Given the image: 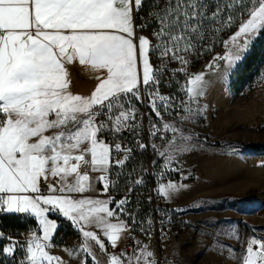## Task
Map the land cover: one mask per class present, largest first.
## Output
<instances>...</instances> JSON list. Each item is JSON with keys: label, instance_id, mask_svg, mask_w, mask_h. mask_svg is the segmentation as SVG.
<instances>
[{"label": "snow or ice", "instance_id": "obj_1", "mask_svg": "<svg viewBox=\"0 0 264 264\" xmlns=\"http://www.w3.org/2000/svg\"><path fill=\"white\" fill-rule=\"evenodd\" d=\"M261 33L264 0H0V214H34L44 226L43 237L27 242L19 264H63L45 251L51 244L39 242L52 239L54 222L44 218L49 211L72 221L82 235L78 264H155L147 246L140 256L109 251L129 234L123 220L111 221L127 211L134 192L126 187L119 200L109 194L118 187L112 177L123 174L133 153L115 141L124 133L139 135L142 120L151 116L156 119L148 134L157 136V124L173 107L161 91L166 76L170 84L183 73L193 102L205 94L204 73L192 74L189 65L194 55L211 51L213 40L226 52L207 67L223 60L227 71ZM172 64L179 67L170 72ZM76 68L94 74L90 95L71 91ZM149 146L156 149L137 144ZM91 173H99L95 182L104 199L85 195L93 191ZM181 187L162 184L158 191L169 196ZM245 243L242 264H264V240L252 236ZM20 247L12 242L0 248V264H16Z\"/></svg>", "mask_w": 264, "mask_h": 264}, {"label": "rangeland", "instance_id": "obj_2", "mask_svg": "<svg viewBox=\"0 0 264 264\" xmlns=\"http://www.w3.org/2000/svg\"><path fill=\"white\" fill-rule=\"evenodd\" d=\"M148 33L146 29L144 34ZM225 52L222 45L199 70L191 72L204 73V92L208 90L204 97L191 101L185 92L186 81L178 92H173V88L166 92L161 89L172 98L173 107L164 113L157 127L161 130L162 125L171 120L178 131L151 139L156 145L155 150L152 148L156 157L151 197L155 214L135 223V229L130 226L134 242L141 240L145 244L140 249H123L127 256H140L141 249L147 246L153 253L148 259L155 264H160L159 259L164 255H168L170 261L163 264H242L245 242L252 236L264 237V215L260 214L264 206V67L251 87L234 96L228 86L234 67L226 71L223 60L216 61L217 67H207ZM246 94L252 97L246 99ZM154 121L150 117V124ZM252 144L260 149L253 151L248 147ZM161 152H167L173 159L167 162ZM160 167L178 170L179 180L170 181ZM168 183L183 187L164 196L158 190ZM39 225L43 230L44 226ZM37 230L20 237L0 232V240L8 238L5 247L12 242L22 245L14 250L22 255V260L27 254V242L33 236L43 237ZM76 237L79 235H72V243L79 245ZM80 238L83 240L81 234ZM39 242L45 243L44 240ZM50 255L59 257L63 264H78L84 254L77 251V255L70 256L57 251ZM138 264H144L143 260Z\"/></svg>", "mask_w": 264, "mask_h": 264}, {"label": "trees", "instance_id": "obj_3", "mask_svg": "<svg viewBox=\"0 0 264 264\" xmlns=\"http://www.w3.org/2000/svg\"><path fill=\"white\" fill-rule=\"evenodd\" d=\"M143 15V13H141ZM149 32L151 28L147 29ZM235 28L229 30H225V32L221 35V41L225 40L231 33H233ZM221 41L213 40V47L211 51H201L199 55H194L192 57V63L189 65L190 71H194L206 61L210 57H212L217 51L220 50L223 45ZM179 67V64H172L169 66V71L171 72L172 68ZM264 67V33H261L259 36L255 38L252 45L250 46L247 53L244 55L243 59L239 61L234 69L231 72L229 79V90L232 95H238L242 91H244L247 87H251L257 77L261 74L262 69ZM167 77V76H166ZM165 77L166 87L162 88V91H167L173 88V92H178V88L182 86V83H185L186 78L183 73H180L171 79V83L168 84V77ZM181 95V93H178ZM153 119H156L154 116H151ZM150 121V118H148ZM253 151L257 152L260 147L256 144H252L248 146ZM156 157V152L153 151L150 155V158L153 160ZM148 163V157L144 154L135 153L131 155L129 161L126 162V166L123 168V174L120 175L119 180L117 181L118 187H114L111 191L117 193H124L126 187L131 186L134 189L139 188V190H147L148 189V181L146 180V168ZM120 169V168H119ZM121 170V169H120ZM138 178L143 179L144 183L140 185H135L133 183L134 180ZM113 206V205H112ZM127 211L125 213H121V216L125 219V221L133 228H136L135 223H139L140 221L146 220L147 218H152L155 214V209L153 207L152 201L144 199L142 202H137L134 199L130 200L129 205H126ZM53 217H56L62 223L57 229L56 235L54 237V242L61 244L63 243L59 239V235L62 230L68 232L73 235V233L77 234L78 230L74 229L72 224H66L65 219L51 213ZM130 218V219H129ZM39 228V223L36 218L28 215L17 214H0V232L8 234L9 236L20 237L23 233L37 230ZM132 229V230H133ZM75 230L77 232H75ZM8 238L4 237L0 240V248H4L8 243ZM17 257L20 258L22 255L17 251L15 252ZM11 259V258H9ZM17 264V261H16Z\"/></svg>", "mask_w": 264, "mask_h": 264}, {"label": "crops", "instance_id": "obj_4", "mask_svg": "<svg viewBox=\"0 0 264 264\" xmlns=\"http://www.w3.org/2000/svg\"><path fill=\"white\" fill-rule=\"evenodd\" d=\"M198 70H199V68H198ZM96 84H97V81L94 78V74L87 73L85 71H82L79 68H76V69L73 70V72H72L71 91L74 94H79V95H82V96L90 95L91 91L96 87ZM204 93H208V90L206 92H204ZM200 97H204V95L200 96ZM48 134H51V133H48ZM90 175L93 177V181H92L93 191H91L89 193H85V195L96 196V197H99L100 199H104L105 197L103 195H101V186L98 183L95 182V177H98L99 173H91ZM69 179L71 180L72 178L70 177ZM49 182L55 183L52 179H50ZM42 207H50V206L42 205ZM110 207H111V205H110ZM260 211H261L260 214L264 215V206H262ZM51 213H53V212L49 211L47 213H44V218H46L49 221L50 224H52L54 222V225H55L54 229H50V235H51L52 239L49 240V241H45V243L51 244L52 247L46 248L45 251H47L50 254L51 253L55 254V252H57V251H62V252L64 251L66 253H70L71 252L70 256L77 255V251L78 252L79 251L82 252L80 250L79 246L83 242V240H81V238H80L79 231L77 232L79 237L74 238V239H77V238L79 239L78 240V244L79 245H77V243L76 244L72 243V240H73L72 239V234H70L68 232H65V230H62L60 235H59V239L63 242V244L58 245L57 243L54 242L53 239H54V237L56 235L57 229L59 228V226L61 225L62 222L60 220H58L56 217H53L51 215ZM53 214H55V213H53ZM25 215L33 216L34 218H36L38 223H41L40 219L38 217H36L34 214L25 213ZM55 215L64 218V216L62 214H60V213L59 214H55ZM64 219L66 220L65 221L66 224H68V225L72 224L73 228L77 230V227L74 225V223L72 221H70L66 217ZM120 220L124 221V219H122V217L118 213L116 218L112 219L111 222L112 223H118ZM124 222L127 225V231H129L130 230V225H128V223L126 221H124ZM37 232H38V234L43 236V230L40 229V225H39V228H38ZM74 234L75 233H73V235ZM257 238L264 240V237H257ZM123 249L131 250V249H128L127 243L125 241V235H123L122 239L118 242V248L117 249L109 248V251L110 252L119 253Z\"/></svg>", "mask_w": 264, "mask_h": 264}, {"label": "built area", "instance_id": "obj_5", "mask_svg": "<svg viewBox=\"0 0 264 264\" xmlns=\"http://www.w3.org/2000/svg\"><path fill=\"white\" fill-rule=\"evenodd\" d=\"M251 97L252 96L250 94L244 95V98H246V99H249ZM140 110L142 112L145 111L146 106L140 107ZM138 119H139V117H138ZM166 123L173 125L171 120H168ZM142 126H143V131H141L139 133V135H133L132 133H124L123 139H117L115 141L117 143H121L123 146L132 148L133 149L132 155L135 153H139V154H144L148 157V163H147V168H146V175H147L146 180L148 181V189L147 190H139V188L134 189V187H132L134 189V192L132 194V199L136 200L137 202H142L144 199L152 201L149 199V197L153 196V185H154V176L152 173V167L154 165V161L150 158V155L152 153V147L149 146L146 149H139L137 147L138 143H145L148 145L152 144V142H151L152 136L148 134V129L150 127V121L148 118H144L142 120ZM172 132L173 131L171 129H164L163 127H161V130L157 133V135L162 136V137H167V136L171 135ZM116 171L121 172V170L119 168H117ZM160 171L166 172L165 176L170 181L177 182L179 180L178 170H176V169L165 170L164 167H160ZM119 178H120V176H119ZM119 178L117 179V177H115V176L112 177V179H115L116 181H118ZM139 179H141V178H139ZM52 180L55 182L54 179H52ZM48 183H51V182L48 181ZM151 186H152V189H151ZM109 194L114 196L115 199L118 200V199H121L125 195V192L124 193H117L114 191H110ZM152 203H153V201H152ZM153 207L155 209V203H153ZM24 214L25 213H21V215H24ZM128 233H129L128 235H125V239H126L127 246L129 248L140 249L144 246V244H145L144 241L137 240L134 242L133 235L131 234V231H129ZM14 255H15L17 264H19L20 258H18L15 253H14ZM9 258H11V257H9ZM169 261H170V257L168 255H164L163 257H161L159 259L160 264H163L165 262L167 263Z\"/></svg>", "mask_w": 264, "mask_h": 264}]
</instances>
